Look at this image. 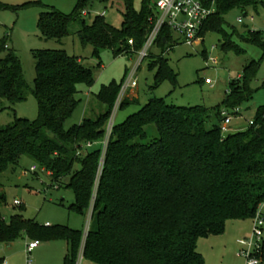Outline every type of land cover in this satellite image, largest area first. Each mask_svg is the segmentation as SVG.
<instances>
[{"label":"trees","instance_id":"1","mask_svg":"<svg viewBox=\"0 0 264 264\" xmlns=\"http://www.w3.org/2000/svg\"><path fill=\"white\" fill-rule=\"evenodd\" d=\"M88 1L78 0L70 14L54 9L43 12L41 35L66 36ZM123 2L119 28L101 14L90 23L81 18L77 34L82 45L93 47V56L104 48L119 56L143 47L155 22V8L151 0H141L139 10L133 0ZM258 4L264 6V0H217L216 11L200 35L215 30L223 37V50L242 53L224 29L223 14L233 8L255 9ZM247 36L264 57L263 34L249 30ZM171 39L170 28L163 26L155 41L161 53L146 56L149 70L155 69L154 87L166 79L176 84L177 74L163 55L173 48ZM6 48L1 42L0 54ZM34 58L32 93L38 117L15 118L0 127V173L25 156L47 171L56 185L67 178L62 184L74 195L68 209L85 215L91 205V223L84 236L67 225H41L20 215L6 222L1 211L5 196L0 191V243H12L22 233L38 242L65 240L63 264H76L81 246L82 257L96 264H204L196 250L199 238L221 234L228 220L253 219L264 202V107L257 110L253 124L225 136L220 110L249 100L255 60L229 82L225 97L215 107L175 106L151 98L112 125L104 148L107 120L120 85L115 81L102 85L95 99L104 109L66 129L64 122L79 103L78 86L91 87L93 73L80 58L62 49L36 50ZM25 88L18 57L5 52L0 56V99L12 104L23 101ZM133 102L124 98L119 107ZM210 109L217 122L208 125ZM257 256L264 261V241Z\"/></svg>","mask_w":264,"mask_h":264},{"label":"rangeland","instance_id":"2","mask_svg":"<svg viewBox=\"0 0 264 264\" xmlns=\"http://www.w3.org/2000/svg\"><path fill=\"white\" fill-rule=\"evenodd\" d=\"M77 2L78 0H0L3 5L0 7V43L5 42L7 47L0 56L7 51L13 52L20 61L26 82L25 100L12 104L6 99H0V127L11 124L15 118L33 121L38 117V105L32 89L36 75L34 52L40 49L65 50L69 55L80 58L82 65L93 73L94 83L91 87L84 84L78 86L76 98L79 103L64 122L66 129L79 124L84 117H93L104 109L95 99V94L102 85L111 81L120 85V90L107 120V129L112 123H121L151 98H163L167 104L175 106L201 105L213 108L217 101L225 97L229 82L241 76L245 65L252 60L257 63L254 78L250 82L252 95L249 100L239 104L242 118L232 121L235 124L229 128L227 134L246 128L257 110L264 107L263 52L257 44L246 39L251 26L236 20L241 13L238 8L223 14V19L229 39L243 50L242 53L223 50V37L215 30L207 31L202 37L203 41L192 46L177 41L171 50L163 54L169 67L177 74L176 84L166 79L154 87L155 69L149 70L150 57H145L134 74L136 87L128 89L121 96V101L128 98L135 102L116 107L122 86L137 64L139 54L113 56L111 50L104 48L99 51L98 56H93V47L82 45L77 32L81 28V18L90 23L103 11L104 20L119 28L122 13L125 12L123 0H89L82 11V17L68 26L66 36L53 39L41 35L39 21L43 12L54 9L70 14ZM150 3L154 7L153 0ZM140 6L141 0H133L134 9L139 10ZM257 11L258 13H254L252 26L262 28L264 7L258 6ZM172 37L177 38L175 34ZM262 39L264 40L263 37ZM150 53L160 54L161 49L153 44L149 48ZM206 78L212 81L211 85L204 83ZM216 119L214 111L210 109L206 124L211 125L217 122ZM32 166L36 165L29 158L21 156L16 165H11L0 173V191L5 196L1 211L5 221L8 222L14 215H20L41 225H67L81 230L85 236L91 223L92 206L90 205L85 215L70 211L68 207L74 202V195L62 184L67 178L63 179L61 185H56L47 171L37 166L35 171H31ZM14 200H19L20 205H15ZM258 211L261 212L264 223V202L259 205ZM252 228L253 219L228 220L221 234L199 238L196 250L202 256L204 264H246V256L241 253L239 241L249 238ZM31 241L32 238L27 233H22L10 247H7V243H0V255L4 256L6 264H63L67 250L65 240H39L38 247L28 252L27 245ZM76 264L96 263L82 257L81 246ZM260 264H264L262 259Z\"/></svg>","mask_w":264,"mask_h":264},{"label":"built area","instance_id":"3","mask_svg":"<svg viewBox=\"0 0 264 264\" xmlns=\"http://www.w3.org/2000/svg\"><path fill=\"white\" fill-rule=\"evenodd\" d=\"M216 2L217 0H153V6L156 12L155 22L146 38L143 47L137 51L139 54L137 64L132 69L127 80L122 86L120 97L116 102V107H118L120 104L121 96L128 89L136 87L137 83L134 79L135 71L143 58L149 54V48L151 45L155 44L156 38L162 27L167 25L170 28L171 33L177 36L176 39L172 37L169 42V44H173L172 47L177 44V41H181L189 46H192L196 42H201L203 39L200 35V31L204 23L216 11ZM258 6L262 5L258 4L255 9L252 7L240 9L241 13L236 18V20L241 23L249 24L251 26V31H260L264 36V15L261 17V21L263 22L262 28L252 26L255 20L254 13H258ZM104 14L105 12L103 11L101 15L103 16ZM129 42L131 43V41ZM211 61L216 63L214 58H211ZM204 83L212 84V81L209 78H206ZM220 118V130L222 136H225L229 131L232 121L242 118V115L238 106L232 108L222 107L220 110ZM251 124H253V120L248 121V125ZM112 125L113 123L110 124L106 130L105 139L103 141L104 148L111 132ZM35 169L36 166H32L30 168L31 171H35ZM14 204L20 205V201L14 200ZM263 226L264 223L263 218L261 217V212L257 210L255 216L253 217L251 236L239 241L242 248L241 253L246 256V264H260V259L257 254L261 250L262 243L264 241ZM38 244V240H32L27 245V251L30 252L32 249L37 247ZM0 264H6V261L0 259Z\"/></svg>","mask_w":264,"mask_h":264},{"label":"crops","instance_id":"4","mask_svg":"<svg viewBox=\"0 0 264 264\" xmlns=\"http://www.w3.org/2000/svg\"><path fill=\"white\" fill-rule=\"evenodd\" d=\"M208 85H211V84H208ZM225 95V94H224ZM224 98V96L219 100V101H217L213 106H216V105H218L219 103H221V101H222V99ZM212 107V106H211ZM233 124H235V123H233L232 122V124L230 125V127H232V125ZM48 225V224H47ZM39 245V244H38ZM11 246V243H9V244H7V247H10ZM38 247V246H37ZM37 247H35V248H37ZM34 248V249H35ZM0 259H3V260H5V258H4V256L3 255H0ZM6 261V260H5Z\"/></svg>","mask_w":264,"mask_h":264}]
</instances>
